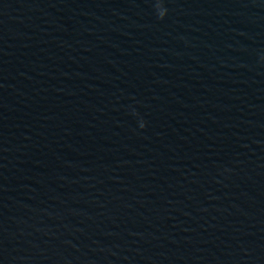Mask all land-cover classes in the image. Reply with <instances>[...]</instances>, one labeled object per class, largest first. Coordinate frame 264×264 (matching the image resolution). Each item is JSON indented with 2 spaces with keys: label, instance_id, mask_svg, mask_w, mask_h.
Segmentation results:
<instances>
[{
  "label": "water",
  "instance_id": "95a60500",
  "mask_svg": "<svg viewBox=\"0 0 264 264\" xmlns=\"http://www.w3.org/2000/svg\"><path fill=\"white\" fill-rule=\"evenodd\" d=\"M166 7L0 0V264H264V0Z\"/></svg>",
  "mask_w": 264,
  "mask_h": 264
},
{
  "label": "clouds",
  "instance_id": "9594fccd",
  "mask_svg": "<svg viewBox=\"0 0 264 264\" xmlns=\"http://www.w3.org/2000/svg\"><path fill=\"white\" fill-rule=\"evenodd\" d=\"M153 7L158 19L163 20L167 16L168 8L166 7V0H153ZM140 127H145L143 121H141Z\"/></svg>",
  "mask_w": 264,
  "mask_h": 264
}]
</instances>
